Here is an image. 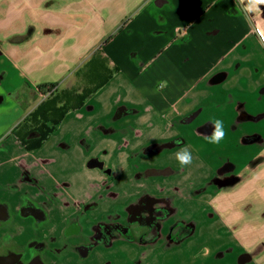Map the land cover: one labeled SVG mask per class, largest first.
<instances>
[{
  "label": "crops",
  "instance_id": "1",
  "mask_svg": "<svg viewBox=\"0 0 264 264\" xmlns=\"http://www.w3.org/2000/svg\"><path fill=\"white\" fill-rule=\"evenodd\" d=\"M246 5L0 0V264H264V5ZM171 177L205 204H171Z\"/></svg>",
  "mask_w": 264,
  "mask_h": 264
},
{
  "label": "clouds",
  "instance_id": "2",
  "mask_svg": "<svg viewBox=\"0 0 264 264\" xmlns=\"http://www.w3.org/2000/svg\"><path fill=\"white\" fill-rule=\"evenodd\" d=\"M241 4H244V0H240ZM264 5V0H247V5L244 8L245 13H256L257 16L261 14L260 6ZM247 19V16L245 17ZM255 31L259 35L260 41L264 44V27L260 23L257 24ZM160 87H166V82L162 81ZM214 130L209 137L211 143L219 144L225 137L224 125L222 120H215ZM179 143V142H178ZM176 159L180 163L181 167L188 166L192 163V154L187 148H182L176 154ZM207 249H205V254H207Z\"/></svg>",
  "mask_w": 264,
  "mask_h": 264
},
{
  "label": "rangeland",
  "instance_id": "3",
  "mask_svg": "<svg viewBox=\"0 0 264 264\" xmlns=\"http://www.w3.org/2000/svg\"><path fill=\"white\" fill-rule=\"evenodd\" d=\"M161 173L162 174H170L171 171L169 170L168 172H161ZM171 178L174 180V184H167V185H164L162 187H159V190L171 193V195H172L171 198H170V203L172 202L171 204L177 206L178 208L180 207L181 210L184 211V212H189L188 211V207L191 206V205L193 207L195 205H197V207L199 209L201 205L205 204V202L202 201L204 199L203 196L200 197V199L199 198L198 199H193V198H195L194 196L200 195L199 193H200V190L202 188L200 185L191 184V182L186 184V185H179L178 182H177V184H175V177H171ZM185 190H187V191L185 192ZM233 191H235V190L229 191V193H232ZM185 193L190 195L191 198L186 200L183 197L185 195ZM249 198H248V200H249ZM242 204H243V202L241 203V205ZM239 205H240V203H239ZM236 208H239V207L236 206ZM247 209L248 208L245 207V211ZM194 211H196V210H194ZM194 211L191 210V213H193ZM194 213H197V212H194ZM245 214H248V213H245ZM255 222H261L262 224H264V219H258V220H255ZM25 253H23V251H22V254L19 255L21 257V260L23 259V257H26ZM21 260L18 263L19 264H24L22 262L23 260L22 261Z\"/></svg>",
  "mask_w": 264,
  "mask_h": 264
},
{
  "label": "trees",
  "instance_id": "4",
  "mask_svg": "<svg viewBox=\"0 0 264 264\" xmlns=\"http://www.w3.org/2000/svg\"><path fill=\"white\" fill-rule=\"evenodd\" d=\"M111 38H112V36H109V37L103 42V45L106 44ZM55 87H56V84H49V85H41V86H38L37 88H38L39 91H46V92L51 93V92L54 90ZM164 215H165V214H164V211H161V210H155V211L153 212V217H154L155 219H157V218H162ZM122 231H123V234H124V235H127V231H126V230H122ZM156 232H157V225H156V223H154V225H152V226L150 227V233H149L148 235H146V236H147L146 239H147V240H150L151 238H154L155 235H156ZM143 240H144V239H143Z\"/></svg>",
  "mask_w": 264,
  "mask_h": 264
}]
</instances>
